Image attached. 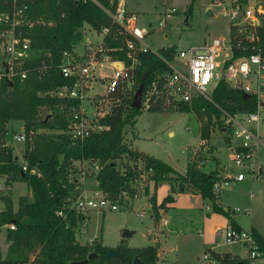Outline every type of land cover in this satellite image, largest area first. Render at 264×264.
Listing matches in <instances>:
<instances>
[{"label":"trees","instance_id":"16d2710c","mask_svg":"<svg viewBox=\"0 0 264 264\" xmlns=\"http://www.w3.org/2000/svg\"><path fill=\"white\" fill-rule=\"evenodd\" d=\"M106 6L109 0H96ZM246 2V0H243ZM10 0H0V12L8 10ZM194 0L187 10L191 13ZM264 5V0H262ZM28 16L43 21L44 25L26 30L30 38L31 48L39 52L50 51L49 60L33 63L35 70L25 81L13 80L4 82L0 88V175L6 176L11 183L19 181L27 185L29 195L20 197L18 209L14 211L10 196H3L4 209L0 211V228L14 225L15 229H6V240L9 243L5 257L0 256V264H71L83 262L89 255L95 256L86 264H157V250L154 246L128 248L119 246L121 256L105 259L108 249L97 243L93 251L88 245L77 240L74 227L77 219L69 210L70 205L80 195L78 180L72 177L78 173L75 162H96L99 171L95 174L96 190L106 197L117 200L126 191L133 193V184L139 178L135 164L122 166L124 158L128 161L144 163L145 170H152L150 176L154 185V193L150 198L155 221L160 220L158 210H168L166 206L173 200L172 194L185 193L187 190L198 194L211 204L216 214L226 215L220 202L214 200L212 186L215 173H205L193 165H188L184 175L177 173L163 161L134 151L125 143V129L134 127L136 118L141 115L140 109L131 107L137 88L146 87L166 67L159 56L172 60L176 47L171 46L154 53L139 55V64L135 71L137 88L129 95H122L117 90L111 97L118 101L112 106L110 113L100 122L105 127L101 133L92 134L82 143L72 144L67 124L60 110L66 101L50 96L48 92L58 87L70 85L71 81L60 75L57 65L62 52L71 50L83 39L82 28L88 25L94 30L108 25L110 20L101 8L93 2L76 3L73 0H27ZM261 31L264 33V19ZM250 52L235 51V57L248 55ZM240 89L231 88L226 81L220 80L211 91L208 101L198 98L182 105L180 112H191L199 123L201 138L210 139L213 129H223L222 112L230 115L253 113L258 102L254 96H245ZM22 123V129H42L24 159L29 171L35 169L41 177L24 173L7 145L6 133L13 123ZM48 132V133H47ZM226 141H229L227 136ZM94 176V175H92ZM9 183V184H11ZM163 183L172 184L170 192L161 202L156 203V189ZM8 184V183H7ZM63 211L66 218L56 215ZM237 229V228H234ZM264 251V246L262 247ZM216 260V264H246L243 259H232L229 254H218L204 249Z\"/></svg>","mask_w":264,"mask_h":264},{"label":"built area","instance_id":"2783aa9c","mask_svg":"<svg viewBox=\"0 0 264 264\" xmlns=\"http://www.w3.org/2000/svg\"><path fill=\"white\" fill-rule=\"evenodd\" d=\"M73 1L93 2L110 20L108 25L99 30L90 28L87 34L83 33L79 44L62 52L57 69L71 84L48 92L50 96L75 102L63 107L65 109L62 116L67 124L71 143L76 144L107 129L100 121L120 101L112 102L111 96L117 90L126 96L136 89L135 71L139 64V55L158 53L146 43L150 30L138 24L137 15L127 9L125 0H109L106 6L100 5L96 0ZM161 2L166 5V0ZM212 4L223 7V16L228 22V34L199 46L178 49L170 61L157 55L166 69L143 87L140 110L179 111L182 105L198 98L211 101V91L220 80L257 99V110L253 113L230 115L221 110L224 124L222 130L229 138V162L225 165V172L215 174L212 195L219 202L224 188L232 181H257L262 175L261 168L255 163V156L261 146L258 127L264 123L261 116L264 110V33L261 31L264 5L262 2L252 4L251 0H213ZM27 10V0H10L8 10L0 12V88L4 82L25 81L32 72L37 71L33 66L36 61L49 60L52 63L50 51L36 52L31 48L26 30L45 23L29 18ZM175 12L174 8H167L159 25L165 27ZM235 51L250 54L236 58ZM106 66L111 73L101 74ZM37 72L40 74L41 70ZM98 82H102L105 93L89 95V91ZM42 132L39 128L29 131L21 129L13 136V140L17 144L27 145L30 150L35 137ZM8 136L9 131L6 133V140ZM209 141L210 139L199 138L192 149L190 165L201 170L211 160L208 158ZM78 163L81 165L79 172L83 173V164H90L99 171L96 162ZM137 164L135 162L136 171L140 173L141 168ZM142 168L144 169V163ZM21 170L41 177L35 169L29 171L27 162L25 165L21 164ZM146 171L151 176L152 170ZM133 190L131 195L123 191L117 200L110 199L99 191H80V195L69 207L77 219V226L73 228L75 233L88 226L90 214L118 212L120 208L129 206V201H140L141 192H138L141 189ZM149 207V204L144 206ZM139 211L136 212L137 216L144 218L147 212ZM238 211L239 209H234V212ZM56 215L66 218L62 210L57 211ZM7 227L10 230L15 229L12 224ZM233 243L246 249V264H257L263 256L264 238L251 229L227 228L220 235L217 245ZM203 260L207 264L217 263L210 253H204Z\"/></svg>","mask_w":264,"mask_h":264},{"label":"rangeland","instance_id":"374dc122","mask_svg":"<svg viewBox=\"0 0 264 264\" xmlns=\"http://www.w3.org/2000/svg\"><path fill=\"white\" fill-rule=\"evenodd\" d=\"M213 0H194L193 10L187 13L191 0H166L164 5L161 0H126L129 9L138 17V24L147 27L150 34L146 43L153 51H160L163 48L174 46L178 50L186 49L190 46H199L213 39L225 37L228 34V22L223 16V7L212 4ZM252 4L262 2V0H251ZM167 8H174L176 12L167 21L165 27H161L159 22L165 16ZM91 30L88 25L82 28V33L87 34ZM110 68L106 66L101 70V74H110ZM102 82L89 91V95L104 94L105 89ZM113 100L112 102H114ZM116 102V101H115ZM114 102V103H115ZM63 112V110H60ZM264 118V110L261 112ZM199 123L191 112L162 111V112H142L136 118L134 127L125 129V143L128 147L139 153L155 157L169 166L183 173L192 156V149L197 145L200 133ZM22 128V123L15 122L9 126L10 136L7 137V145L11 147V152L18 162L25 165L24 153L27 148L25 144H17L13 136ZM44 133L45 131L42 130ZM41 133V134H42ZM48 133V132H47ZM262 146L258 151L257 158L263 167L264 173V123L258 127ZM230 136V135H229ZM231 137V136H230ZM227 133L219 128H214L210 146V157L217 148L226 149ZM214 145H213V144ZM225 153L224 151H222ZM120 164L125 167H132L135 162L128 161L127 157ZM137 166L141 168L140 176L133 184V189H141L140 201H129L126 208L122 207L118 212H108L105 214L93 213L88 217V226L80 229L76 233L77 240L81 244H86L90 251H93L97 243L102 246L114 249L119 246L130 248H143L151 246L153 241L148 239L147 228L152 233V238H157L155 233H161L160 222L155 221L152 204L150 201L154 193V185L150 175L142 168L143 163L138 161ZM82 172L78 170L81 165L74 163V168L78 173L72 175L78 180V189L83 192H94L96 190L95 174L97 170L90 164L82 165ZM212 163L208 162L204 171H209ZM94 175V176H92ZM6 176L0 175V211L4 209L3 196H10L13 202V209L17 211L18 200L20 197L29 195L27 185L24 182L11 183ZM11 183V190L6 187ZM164 186L156 190V203L160 205L166 194L168 195L172 184L163 183ZM161 186V185H160ZM165 191V193H164ZM186 193H190L187 190ZM173 208L164 215V210L159 209L160 216L164 215L167 220L166 233L162 236L159 243L162 244L160 253L162 260L160 264H207L203 260L204 242L209 240V226L205 210H201L203 203L207 204L202 198L191 197L189 195H177ZM224 209L232 217V210L239 209L235 215L238 224L244 229L249 230L251 226L257 228L264 237V175L257 181L245 180L242 183H230V188L225 187L220 195ZM149 204V208H144ZM168 203L166 206H170ZM204 204V205H205ZM144 208V209H142ZM145 211L144 218H139L137 211ZM139 211V212H141ZM214 224L218 219L222 221L220 214L211 213ZM206 221V223H205ZM213 224V223H212ZM6 227L0 228V256L5 257L9 243L6 240ZM148 229V230H149ZM128 230L133 232L130 238L122 239L120 232ZM225 229L215 230L214 236L217 242ZM221 232V233H220ZM154 235V236H153ZM92 241V242H90ZM215 241L213 245H217ZM155 243H153V246ZM216 250L230 252L235 255L244 256L247 251L237 243L218 245ZM257 264H264V259Z\"/></svg>","mask_w":264,"mask_h":264},{"label":"crops","instance_id":"0c3cea01","mask_svg":"<svg viewBox=\"0 0 264 264\" xmlns=\"http://www.w3.org/2000/svg\"><path fill=\"white\" fill-rule=\"evenodd\" d=\"M125 2H126V0H125ZM126 7H127V9L130 11V12H133L131 9H129V7H128V4L126 3ZM134 13V12H133ZM22 129V128H21ZM20 129V130H21ZM212 135V134H211ZM210 139H211V137H210ZM211 141V140H210ZM213 144V143H212ZM214 145V144H213ZM261 146H262V143H261ZM261 148V147H260ZM260 148L258 149V151L260 150ZM222 151H224L225 153H223ZM258 151H257V153H256V156H255V163L261 168V171H262V175L261 176H263L264 175V173H263V167L260 165V163H259V161H258V156H257V154H258ZM213 155V157L211 156V160L209 161L210 163H212V166H211V168H210V170L209 171H204V170H202L203 172H205V173H211V172H214L215 174L216 173H219V172H225L226 171V167H225V165L226 164H228V162H229V149H228V145H227V143H226V149H224L223 150V148L221 149V148H217V150H215L214 151V154H212ZM165 163V162H164ZM168 165V164H167ZM188 165H190V163H188L187 164V166H186V169H187V167H188ZM171 167V166H170ZM225 167V168H224ZM173 168V167H172ZM174 169V168H173ZM186 169H185V171L183 172V173H180V172H178L176 169H174L177 173H179V174H182V175H184L185 174V172H186ZM16 182H19V181H16ZM234 182V181H233ZM235 183H237V182H235ZM239 183H242V182H239ZM167 184V183H166ZM163 186L165 185V184H162ZM162 185L161 186H159L156 190H158L160 187H162ZM6 187L8 188V190H11V187H12V184H7L6 185ZM228 188H230V184L227 186ZM167 190H170L169 189V187H168V189ZM157 192V191H156ZM156 192H155V194H156ZM164 193H165V191H164ZM177 195H189V196H191V197H199V198H201V196L200 195H198V194H195V193H193V192H190V193H175V194H172V196H173V200H172V202H171V204H170V206H168V210H170V209H172L173 208V205H174V203H175V201H176V196ZM167 196V194L165 195V196H163L164 198ZM203 200V199H202ZM205 202H207V204H205V203H203V205H202V207L200 208L201 210H205V212H207L206 213V216H207V218L209 219V220H206L207 221V226H209V232H210V234L211 235H209L208 237H209V240H206L205 242H204V249L205 248H207L208 250H210V251H212V252H215V253H218V254H229L230 256H231V258L232 259H243L244 261H245V257H246V255H244V256H239V255H235L234 253H230V252H221V251H218V250H216V248H217V246L218 245H213L214 244V242L216 241L217 242V238H215V236H214V231L215 230H222V229H227V228H237V229H242V230H244L239 224H238V222H237V220H236V218H235V215L239 212H234V210H232V217L230 216V214L229 213H227L226 212V210L224 209V206L222 205V202H221V199H220V205H221V207H222V210L226 213V215H222V214H220L221 216H222V221L221 220H219L218 219V223H216V224H214V219L211 217V213H214L213 211H212V209H211V204H210V202L209 201H207V200H204ZM205 204V205H204ZM168 210H166L165 212H164V215H165V213L168 211ZM214 214H216V213H214ZM164 215H162V216H160V220H159V222H160V227H161V230H163V231H161V233H159V234H157V233H155V236H157V238H152L151 236H152V233H151V230H154V229H149V228H151L152 227V224H151V226H149V228H147V235H146V237L148 238V239H152V241H153V243H155V244H157L158 243V245H159V247L156 249L157 250V257L159 258V260H162L163 262H164V260L162 259V254L159 252L160 251V249H161V246H162V244L161 243H159V239H160V237H162V236H167V233H166V226H167V220L165 219V217H164ZM206 221H205V223H206ZM213 223V224H212ZM89 224V223H88ZM4 227H6V228H8L7 227V225L6 226H4ZM149 229V230H148ZM250 229L251 230H253V231H255L258 235H260L262 238H264L262 235H261V233H260V231L257 229V228H255L254 226H251L250 227ZM249 229V230H250ZM154 231H157V230H154ZM134 234V233H133ZM133 236V235H132ZM131 236V237H132ZM154 236V235H153ZM153 243H152V246H153ZM154 244V245H155ZM128 248H130V247H128ZM262 259H264V251H263V256L261 257V259L259 260V261H261ZM157 264H160V262H158L157 261Z\"/></svg>","mask_w":264,"mask_h":264},{"label":"water","instance_id":"95a60500","mask_svg":"<svg viewBox=\"0 0 264 264\" xmlns=\"http://www.w3.org/2000/svg\"><path fill=\"white\" fill-rule=\"evenodd\" d=\"M142 92H143V86L140 85L138 87L137 91L135 92L134 97H133V100H132V103H131V107L132 108H134V109H140ZM245 96H248V95H245ZM132 235H133V232H130L128 230H122L120 232V236H121L122 239L130 238ZM154 247L157 249L159 247L158 243L155 244ZM94 256H95L94 254H91L87 258V260H85L83 262H74V263H71V264H86ZM117 256H121V253H120V249L119 248L118 249H115V250L108 249L107 252H106V255H105V259L108 261L111 258H114V257H117ZM133 264H138V258L137 257H135L133 259ZM239 264H242V263H239Z\"/></svg>","mask_w":264,"mask_h":264}]
</instances>
